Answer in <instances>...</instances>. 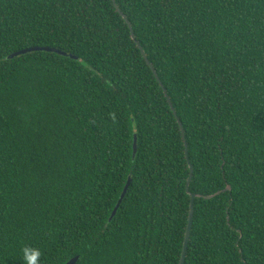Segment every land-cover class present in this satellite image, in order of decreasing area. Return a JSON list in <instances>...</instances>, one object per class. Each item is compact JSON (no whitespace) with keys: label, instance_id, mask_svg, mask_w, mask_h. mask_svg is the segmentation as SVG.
<instances>
[{"label":"trees","instance_id":"trees-1","mask_svg":"<svg viewBox=\"0 0 264 264\" xmlns=\"http://www.w3.org/2000/svg\"><path fill=\"white\" fill-rule=\"evenodd\" d=\"M190 194L183 264H264V0H0V264H178Z\"/></svg>","mask_w":264,"mask_h":264},{"label":"water","instance_id":"water-1","mask_svg":"<svg viewBox=\"0 0 264 264\" xmlns=\"http://www.w3.org/2000/svg\"><path fill=\"white\" fill-rule=\"evenodd\" d=\"M132 38H133V35H132ZM40 50L53 51V49H51V48H37V47H35V48H31V49L22 50L20 52H17L15 54H13L12 56L23 54V53H27V52H31V51H40ZM142 55H144L143 52H142ZM154 76L156 77V75H154ZM156 80L159 82L158 79H156ZM159 84H160V82H159ZM163 92H164V94L166 96V93H165L164 90H163ZM167 101H168V103L170 105V102H169L168 98H167ZM179 127H180V130H181V133L183 134V130H182L180 124H179ZM135 152H136V139H135V136H134V138H133V155L135 154ZM184 154H185V156L187 158L186 148H184ZM189 172H190V175H189V178L187 179V184H186V188H185L186 191L188 190L187 187H188V184H189V181H190V177H191V173H192V167L191 166H189ZM129 184H130V179L127 180V182H126V184H125V186H124V188H123V190L121 192V195H120V197H119V199H118V201H117V203H116V205H115V207H114V209H113V211H112V213L110 215V219L114 216L117 208L119 207L122 199L124 198ZM195 197H196L195 194H190L189 207H188V216H187V224H186V228H185V232H184L182 250H181V254H180V258H179L178 264H183V262H184V257H185V253H186V248H187V244H188V240H189L191 224H192V219H193L194 198ZM204 198L205 199H209V198H211V196H207V197H204ZM77 260H78V257L73 258V259L69 260L66 264H75Z\"/></svg>","mask_w":264,"mask_h":264},{"label":"clouds","instance_id":"clouds-1","mask_svg":"<svg viewBox=\"0 0 264 264\" xmlns=\"http://www.w3.org/2000/svg\"><path fill=\"white\" fill-rule=\"evenodd\" d=\"M42 253L39 248L25 245L22 248V264H40Z\"/></svg>","mask_w":264,"mask_h":264}]
</instances>
